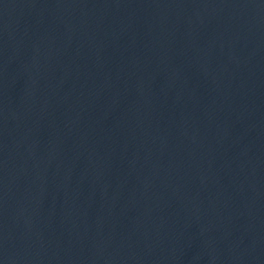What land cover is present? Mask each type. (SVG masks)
<instances>
[{
	"label": "water",
	"instance_id": "95a60500",
	"mask_svg": "<svg viewBox=\"0 0 264 264\" xmlns=\"http://www.w3.org/2000/svg\"><path fill=\"white\" fill-rule=\"evenodd\" d=\"M0 264H264V0H0Z\"/></svg>",
	"mask_w": 264,
	"mask_h": 264
}]
</instances>
